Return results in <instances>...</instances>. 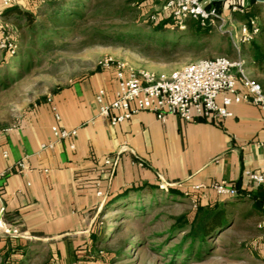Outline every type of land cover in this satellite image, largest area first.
<instances>
[{"label":"crops","instance_id":"0c3cea01","mask_svg":"<svg viewBox=\"0 0 264 264\" xmlns=\"http://www.w3.org/2000/svg\"><path fill=\"white\" fill-rule=\"evenodd\" d=\"M201 1L207 6L218 3L226 26L241 34L240 14L231 11L237 0ZM239 1L249 5L264 30V0ZM41 2L18 0L15 5L34 12ZM0 55L7 52L0 48ZM101 88L111 101L117 88L113 70L100 69L72 80L0 123V147L9 152L7 158L0 154V169L28 157L24 173L15 170L1 181L0 248L9 240L22 244L38 240L62 259L75 254L84 242L94 243L95 248L103 236L91 213L128 188L136 193L135 188L146 185L143 191L149 194L153 186L172 197H185L188 192V198L199 197L204 204L219 195L193 186L224 181L248 192L264 187L245 175L246 170L264 172V147L258 145L264 142V112L259 107L234 104L233 115L220 122L184 121L175 115L162 122L143 111L113 126L96 118L95 95ZM53 105L61 115L59 123L78 127V135L58 142L54 149L40 150L42 143L53 139ZM107 157H117L118 163L105 165ZM160 184L168 190L159 189ZM259 217L262 220L264 214ZM258 231L262 234L255 241L256 255L264 259V228Z\"/></svg>","mask_w":264,"mask_h":264},{"label":"rangeland","instance_id":"374dc122","mask_svg":"<svg viewBox=\"0 0 264 264\" xmlns=\"http://www.w3.org/2000/svg\"><path fill=\"white\" fill-rule=\"evenodd\" d=\"M90 1L94 4L92 11L67 27L64 37L52 41L46 37V44L40 30L30 36L26 17L12 14L5 19L6 30L13 39L17 42L25 36V40L20 43V50L24 52L19 59L13 62L8 56L3 63L0 55V76L16 73L11 76L7 89L0 90V123L58 87L98 72V62L110 56L158 75H169L203 58H241L247 72L264 82V73L258 72L252 57L253 42L264 44V33L251 42H240L237 48L229 34L218 28L213 27L208 33L198 32L191 26L192 19L186 20L184 29L153 30L147 21L149 15L162 12L167 17L170 14L164 8V0H145L133 10L134 5H127V0ZM42 7L39 3L34 9L36 20L42 17ZM114 33L123 34V38ZM28 49L31 56L27 54ZM18 61L24 63V68L16 66ZM131 195L114 205L102 201L99 209L91 213L103 236L95 248L94 243L84 242L75 254L62 259L58 254L53 256L48 243L34 240L33 246L38 251L27 264H264V259L256 255L255 243L262 234L257 227L261 220L259 214H250L251 203L239 204L241 209L237 210L232 225L210 241L202 256L195 255L194 251L191 255L176 254L172 259L169 249L183 235L171 234L170 228L179 215L191 216L197 206L189 196L172 197L161 190L142 195L131 192ZM100 197L105 199V194ZM3 258L0 255V264Z\"/></svg>","mask_w":264,"mask_h":264},{"label":"built area","instance_id":"2783aa9c","mask_svg":"<svg viewBox=\"0 0 264 264\" xmlns=\"http://www.w3.org/2000/svg\"><path fill=\"white\" fill-rule=\"evenodd\" d=\"M18 0H0V6L5 8L15 5ZM164 8L172 14L174 24L171 28H186V20H200L202 25H211L221 32L229 34L235 46L240 42H251L259 34L261 28L257 17H250L241 23V34H236L232 28L226 26L227 21L217 7L207 6L201 0H164ZM233 13L245 14L246 7L237 0L231 8ZM155 18V16H152ZM0 48L14 54L17 42L12 34L6 30L3 10L0 9ZM101 70H113L117 80L114 98L106 100V90L101 88L95 95L98 105L97 119H104L116 126L133 116L149 111L157 119L165 122L168 116L175 115L184 121L203 118L213 122L233 115L231 106L234 104L250 103L264 112V87L246 70L245 61L241 58L232 60L227 56L203 58L186 64L169 75H158L155 72L135 68L129 62L112 56L98 62ZM56 123L52 126L53 139L44 142L40 150L54 149L56 144L65 140H73L78 135V127L69 128L61 125V115L56 105L52 106ZM264 147V142L258 143ZM75 148V144H70ZM0 154L7 158L9 152L0 147ZM27 156L15 165L0 169V187L2 179L11 172L24 173L27 166ZM105 165L114 166L117 157H107ZM48 171V170H46ZM245 175L256 186L264 185V172L246 170ZM160 188L168 190V186L160 184ZM194 190H213L222 197H232L238 194V188L227 182H212L209 185L193 186ZM98 195H104L99 190ZM185 196H189L186 192ZM199 197L191 198L196 207ZM264 228V218L258 223Z\"/></svg>","mask_w":264,"mask_h":264},{"label":"trees","instance_id":"16d2710c","mask_svg":"<svg viewBox=\"0 0 264 264\" xmlns=\"http://www.w3.org/2000/svg\"><path fill=\"white\" fill-rule=\"evenodd\" d=\"M41 1L43 9L41 12L42 17L39 20H36L35 13L33 11L23 10L17 5L5 8L3 15L5 18H8V16L12 14H16L19 17H26V27L28 29L30 28L32 32L30 36L32 37L33 34H36L37 30H40L43 37H45V40H43L44 44L47 43L48 39L49 41H52L64 37L67 32L65 30L67 27L73 26L76 21L83 19L87 13L94 9V4L90 0ZM144 1L145 0H127L126 3L127 5L133 4L134 6L131 7L133 10L137 9ZM210 6H215L218 10L220 8L219 4L216 2ZM245 7L246 13L239 15V19H241L242 22L246 21L250 17L256 16V14L248 9L249 5H245ZM152 16H155V18H152ZM147 21L153 30L159 32L171 28L174 24V18L171 13L167 17H165L162 12L153 13L148 16ZM192 21L194 22L191 23V26L200 33H208L213 28L209 24L202 25L200 20L192 19ZM186 24H188V21H186ZM19 27L20 29L23 28V26L20 25ZM261 33H264V31L260 30L258 35ZM114 34L118 38H123V34ZM23 40H25V36L23 38H18L17 50L14 54H10L6 51L7 56H3V63L6 62L8 56L12 58V61H15L16 58L19 59L22 52H24H21L20 50V43ZM29 43H32V38ZM252 52V57L259 67L258 72L264 73V44L253 42ZM27 54L31 56V50L28 49ZM16 66L24 68V63L22 61H18ZM14 74L16 73L8 72L0 76V90L7 89L11 76ZM259 82L264 87V82ZM145 187L146 185L144 187H137L134 189V192L142 195ZM151 189L152 190L150 191L156 190V187L151 186ZM132 190V188H128L118 193L109 201L108 205H113L118 201L129 199L132 196ZM245 202L251 203L250 214H264V187L258 188L256 192H248L239 189L238 194L235 196H219L213 201L204 204L199 203L191 216H188L186 213L179 215L174 224L171 226L170 232L171 234L181 233L183 236L180 242L174 244L169 249V254L172 255V259L176 254L185 253L187 255H191L194 251L196 252L195 255L202 256L204 251L210 246V241L232 225V221L234 216L237 214V210L241 209L239 208V204ZM98 228L99 226L97 229ZM33 243L34 241H27L22 244L20 242L9 240L4 247L0 248V255H4L1 264H27L28 259H30V257L38 251L37 248L33 246Z\"/></svg>","mask_w":264,"mask_h":264}]
</instances>
